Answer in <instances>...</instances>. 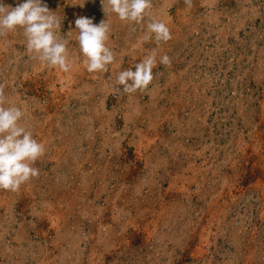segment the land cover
<instances>
[{
    "label": "rangeland",
    "instance_id": "374dc122",
    "mask_svg": "<svg viewBox=\"0 0 264 264\" xmlns=\"http://www.w3.org/2000/svg\"><path fill=\"white\" fill-rule=\"evenodd\" d=\"M43 2L73 67L0 36V87L46 148L0 189V264H264V0H152L159 44L109 13L115 60L91 73L75 21L106 20L101 0ZM153 51L152 82L124 93L117 74Z\"/></svg>",
    "mask_w": 264,
    "mask_h": 264
},
{
    "label": "clouds",
    "instance_id": "9594fccd",
    "mask_svg": "<svg viewBox=\"0 0 264 264\" xmlns=\"http://www.w3.org/2000/svg\"><path fill=\"white\" fill-rule=\"evenodd\" d=\"M107 19L99 24L92 18L79 17L75 21V37L80 52L86 58L88 72H106L115 60V54L107 46L111 31L109 13H115L119 20L142 23L147 18V31L154 34L157 44L171 39L166 23L151 12L152 0H101ZM191 6V0H185ZM62 18L51 11L43 0H23L17 6L5 5L0 0V36L22 28L26 47L42 63L59 67L68 72L73 61L68 54V39L61 36ZM149 37L146 36L145 39ZM159 63L170 66L168 55L160 57ZM157 65L153 51L133 68L120 71L116 83L123 86L124 93L143 91L153 80V68ZM7 105V106H5ZM24 111L8 101L0 87V189L15 191L38 176L39 170L33 165L45 154V145L34 138L33 132L22 120Z\"/></svg>",
    "mask_w": 264,
    "mask_h": 264
}]
</instances>
